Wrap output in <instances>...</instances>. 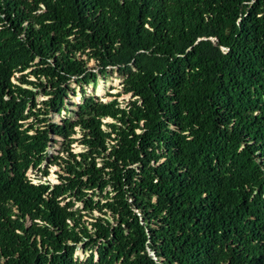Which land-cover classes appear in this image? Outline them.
I'll use <instances>...</instances> for the list:
<instances>
[{
    "label": "trees",
    "instance_id": "1",
    "mask_svg": "<svg viewBox=\"0 0 264 264\" xmlns=\"http://www.w3.org/2000/svg\"><path fill=\"white\" fill-rule=\"evenodd\" d=\"M0 16V264H264V0H0ZM116 68L136 103L72 100ZM46 161L58 182L28 181Z\"/></svg>",
    "mask_w": 264,
    "mask_h": 264
},
{
    "label": "rangeland",
    "instance_id": "2",
    "mask_svg": "<svg viewBox=\"0 0 264 264\" xmlns=\"http://www.w3.org/2000/svg\"><path fill=\"white\" fill-rule=\"evenodd\" d=\"M246 7L243 4L239 5L238 11H241V16L243 14V12L245 11ZM2 16H0L1 19ZM1 25H0V29H1ZM88 53L89 51L86 52V54H81V58L84 59L86 62V72L90 73L94 70H96L98 67H96L94 61L88 57ZM128 65L125 64L123 66V69H125ZM130 69L132 70V67H130ZM19 73V72H18ZM124 79V74L119 72L118 69L116 68L112 73H110L109 76H107L106 78H101L99 79L97 85L94 87L91 84H87L85 85L83 91L82 88L77 85L76 83H74L73 85L76 88L77 92L76 94L73 96H71L72 100L74 102H79L82 100L83 97H87L90 95H94L95 97H97L100 101L102 102H116L117 106L121 107V108H127L130 107L132 104L136 103L137 97L130 92L125 91V89L122 87V81ZM38 100L40 102H44L46 100V98L42 95L38 96ZM60 119L61 117L59 115H52V118L49 119H39L37 120L34 124L35 127H42L43 125H45L46 123L49 122H53L56 124L60 123ZM105 121H109L108 118H105ZM32 122L29 121L28 123ZM79 133L76 135V139L73 141L72 146L74 151L76 152H82V147L79 145ZM59 148V144H53L52 142H49L48 145L43 149L44 152H47L49 154H56L57 153V149ZM164 160L159 158V156H157L155 158V163L156 164H160L162 163ZM62 165L58 162L54 163L53 165H49L48 162L46 161L42 166H41V170L38 169H33V170H29L27 172V180L33 183H45V182H49L51 184L57 183L58 182V175L61 173L62 171ZM110 193V192H109ZM5 213H7L9 215V217L12 220H17L18 216H19V212L17 211L16 207L14 206V204L12 202H7L6 203V208H5ZM139 213L141 214V210H139ZM142 215V214H141ZM143 217V215H142ZM28 221L25 220L24 221V225H28ZM153 255V254H152ZM87 258H89L93 263L96 261V253L94 248L92 247H87V248H83L82 244H79L77 246L76 252H75V259L76 262H82L85 261Z\"/></svg>",
    "mask_w": 264,
    "mask_h": 264
},
{
    "label": "water",
    "instance_id": "3",
    "mask_svg": "<svg viewBox=\"0 0 264 264\" xmlns=\"http://www.w3.org/2000/svg\"><path fill=\"white\" fill-rule=\"evenodd\" d=\"M237 12H238V11H237ZM241 18H242V17H241ZM241 18H240V19H237V17L235 16V19H236V22H237L238 25H240V23H241ZM203 39H209V40H211L213 43L219 45V39H218V37H217L216 35H203V36L199 37V39L197 40L196 44L199 43V42H200L201 40H203ZM221 49H222V51H224V52H228V51H229L228 48H224V47H222V46H221Z\"/></svg>",
    "mask_w": 264,
    "mask_h": 264
}]
</instances>
